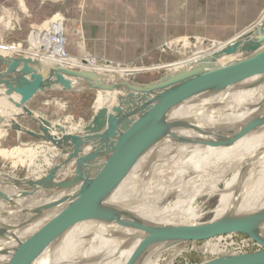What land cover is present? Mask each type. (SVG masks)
I'll list each match as a JSON object with an SVG mask.
<instances>
[{
	"label": "bare ground",
	"instance_id": "6f19581e",
	"mask_svg": "<svg viewBox=\"0 0 264 264\" xmlns=\"http://www.w3.org/2000/svg\"><path fill=\"white\" fill-rule=\"evenodd\" d=\"M112 2L118 8L122 7L119 0L104 3ZM176 5L178 7V3ZM117 7L110 9L115 12ZM258 19L251 27L259 31L256 42L249 39L225 49L223 46L226 42L213 41L202 49L201 37L197 34L195 42L201 46L200 49L185 57L181 65L164 78L195 67H220L264 49V14ZM183 45L190 44L183 39ZM58 59V54L46 51L45 58L36 65L16 64L13 74L25 73V79L30 86H36V89L72 92L88 90L84 81L55 72L56 68H65ZM85 59L87 65L83 71L101 76L104 85L129 83L119 69L105 64L98 65L91 57L86 56ZM31 74L35 76L33 79L30 78ZM258 80L259 77H251L222 91L197 95L170 109L162 121L165 134L137 159L121 183L102 202L101 207L112 211L120 221L156 228L196 225L197 220L210 213L215 216L208 222L245 219L264 213V124L232 140L246 124L254 119L264 118V81ZM96 92V108L105 109L107 115L116 114L112 112L115 106L121 108V114L124 115L138 108L145 100L125 90ZM2 100L6 101L7 112L11 111L15 116L22 113L25 117L36 120L40 130L38 129L39 133L27 132L28 129L18 126L19 144L12 149L0 147V157L11 158L22 165L27 163L29 169L35 168L31 173L35 174L36 180L42 182L47 175L44 178V171L37 170L34 166L38 147L46 146L48 150L70 145L66 148V156H74L65 168H54L58 175L56 178L45 179L38 186L29 185L31 177L17 180L0 175V264H7L17 246L57 216L81 188V183L72 189L60 190L57 186L76 178L78 160L92 153L93 146L74 148V140L69 137H75V134H57L60 126L47 123L30 112L21 103L19 95H6L0 98ZM14 123L10 125L14 126ZM6 126L0 127V138L6 132ZM80 132L82 135L76 138L77 142L84 140L83 130ZM22 133L41 140V143L22 144ZM102 163L103 159L99 158L83 165L80 168L81 174H94ZM232 172L235 176L229 185L224 190L217 189L220 181ZM28 188L31 190H27ZM214 197L219 198L215 208L203 213L204 203L201 200ZM60 200L63 202L57 204ZM11 201L16 203L15 207L6 206ZM255 235L264 240V220L257 225ZM145 237L146 233L136 228L120 226L108 219L91 218L68 227L31 264H126ZM168 246L166 243L153 247L137 264H151L147 258L151 256L158 259L169 249ZM215 249L216 246L208 245L206 252H214Z\"/></svg>",
	"mask_w": 264,
	"mask_h": 264
},
{
	"label": "rangeland",
	"instance_id": "374dc122",
	"mask_svg": "<svg viewBox=\"0 0 264 264\" xmlns=\"http://www.w3.org/2000/svg\"><path fill=\"white\" fill-rule=\"evenodd\" d=\"M119 1L123 8H118L113 2L107 4L93 0H0V76L11 65L8 58H29L32 65H36L49 51L59 55L58 62L62 67L84 70L87 64H82V60H86L87 56L98 65L119 69L129 83L145 85L163 79L201 46L206 48L213 41L225 43L241 34L254 26L264 14V0ZM114 6L119 11L110 9ZM197 34L201 37V46L195 42ZM52 37H63L65 56L61 54L59 44L51 40ZM183 39L190 45L184 46ZM31 87L36 88L34 85ZM5 96L4 86L0 85V98ZM97 96V92L90 89L72 92L37 88L25 106L47 123L58 124L60 130L56 131L57 134L82 135L80 131L91 122L97 111ZM5 102L0 101V127L4 128L7 124L5 134L0 138V147L12 149L19 144L18 126L34 133H39L40 128L36 120L22 113L15 116L11 111L7 112ZM12 122H15L14 126L10 125ZM27 135L21 134L22 144L41 143V140ZM36 153L34 166L44 171V178L50 172L56 178L58 175L54 168L63 169L67 165L59 147L48 150L46 146L38 147ZM15 162L11 158L0 157V175L17 180L31 177L29 185L36 186L39 181L31 173L35 168L29 169L27 163ZM51 166L53 169H50ZM234 176V172L227 174L217 189L224 190ZM218 200V197L202 199L203 213L213 210ZM6 206L15 207L16 203L11 201ZM214 216V213L206 214L196 222L205 223ZM176 243L168 244L169 249L158 259L149 256L147 261L151 264H203L216 257L249 254L259 249L249 237L238 234L195 243ZM208 245L216 246V251L206 252Z\"/></svg>",
	"mask_w": 264,
	"mask_h": 264
},
{
	"label": "water",
	"instance_id": "95a60500",
	"mask_svg": "<svg viewBox=\"0 0 264 264\" xmlns=\"http://www.w3.org/2000/svg\"><path fill=\"white\" fill-rule=\"evenodd\" d=\"M257 29L246 32L227 41L225 49L236 43L259 38ZM11 65L0 76V85L5 88V95L16 94L21 97V103H27L35 92L26 74H13L14 65H32L26 58H8ZM86 65L87 61L82 60ZM55 72L64 76L84 81L93 91H122L134 93L145 100L131 112L121 114V108L115 106L108 114L105 109L96 111L91 122L83 128L84 140L73 141L74 148L93 146V152L78 160L76 178L57 186L58 189H72L82 184L77 193L68 201L65 208L42 228L19 244L7 264H31L39 254L68 227L91 218H103L115 221L120 226L133 227L146 233L126 264H137L153 247L168 243L169 245L182 241H206L227 235H243L249 237L259 249L249 254H234L216 257L203 264H264V240L255 235V229L264 220V213L245 219H220L196 225L178 226L172 228H156L135 222L120 221L110 210L101 207L102 202L121 183L129 173L137 159L160 137L165 134L163 117L166 113L183 101L204 93H216L227 87L251 77H259L264 81V49L247 58L227 63L223 66L208 68L195 67L184 72L161 78L145 85L119 83L104 85L102 77L96 73L56 68ZM14 75V76H13ZM34 74L30 75L33 79ZM135 117L133 120H131ZM264 124V118H257L242 127L232 138L236 140L252 129ZM68 138V139H69ZM93 143V144H92ZM95 146V147H94ZM66 146L61 154L67 155ZM74 156L65 157V163ZM103 163L94 174H81L80 168L96 159ZM50 172L45 179H52ZM37 182V185L42 184ZM63 200L57 202L62 203Z\"/></svg>",
	"mask_w": 264,
	"mask_h": 264
},
{
	"label": "built area",
	"instance_id": "2783aa9c",
	"mask_svg": "<svg viewBox=\"0 0 264 264\" xmlns=\"http://www.w3.org/2000/svg\"><path fill=\"white\" fill-rule=\"evenodd\" d=\"M51 40L56 41V43L59 44L60 49H61V54H62L63 56H65V55H66V51L64 50V47H63V43H64V41H63V37H62V38L60 37V38H57V39H55L54 37H52Z\"/></svg>",
	"mask_w": 264,
	"mask_h": 264
},
{
	"label": "crops",
	"instance_id": "0c3cea01",
	"mask_svg": "<svg viewBox=\"0 0 264 264\" xmlns=\"http://www.w3.org/2000/svg\"><path fill=\"white\" fill-rule=\"evenodd\" d=\"M94 2H101V3H104V2H108V1H113V0H93Z\"/></svg>",
	"mask_w": 264,
	"mask_h": 264
}]
</instances>
